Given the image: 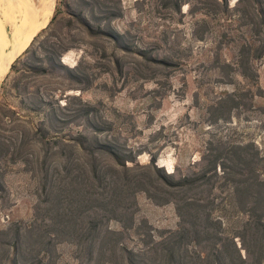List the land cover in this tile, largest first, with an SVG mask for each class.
I'll list each match as a JSON object with an SVG mask.
<instances>
[{
    "label": "trees",
    "instance_id": "trees-1",
    "mask_svg": "<svg viewBox=\"0 0 264 264\" xmlns=\"http://www.w3.org/2000/svg\"><path fill=\"white\" fill-rule=\"evenodd\" d=\"M110 1L59 0L40 31L63 12L59 33L15 58L0 85V199L12 166L30 175L34 197L29 220L0 228V264H56L64 243L73 247L77 264H264V148L236 140L237 129L228 124L245 96L264 97L254 66L264 55V0L163 1L179 17L187 5L195 39L212 37L209 68L225 70V83L235 85L238 75L245 84L203 106L206 122L217 127L207 128L199 158L172 172L157 164L146 144L130 143L125 133L136 123L118 110L113 118L101 100L81 96L96 81L88 72L92 53L84 50L73 66L61 61L80 45L70 33L78 25L102 41L98 49L110 82L101 87L110 96L130 81L159 86L168 77L163 69L189 65L186 48L167 29L145 40L130 27L114 28L121 0L115 8ZM227 49L230 58L223 57ZM125 54L133 60H124ZM75 89L78 94L68 92ZM144 152L149 161L140 163ZM140 193L155 205L173 204L176 228H158L140 217Z\"/></svg>",
    "mask_w": 264,
    "mask_h": 264
},
{
    "label": "rangeland",
    "instance_id": "rangeland-1",
    "mask_svg": "<svg viewBox=\"0 0 264 264\" xmlns=\"http://www.w3.org/2000/svg\"><path fill=\"white\" fill-rule=\"evenodd\" d=\"M70 1L80 2V0ZM140 1L137 4L135 0H121V7L119 5L118 7L122 15L112 22V26L121 31L130 27L134 33L143 35L145 40L151 39L162 28L167 29L169 33L175 34L182 42V46L186 48L182 51L188 54L185 57V60L189 62L187 67L163 69L162 72L168 77L162 79L159 86L154 81H130L122 90L110 96L109 91L101 87L103 80L110 82V78L103 72L107 59L102 57L98 49L102 41L98 37H89L78 25L71 28L70 33L80 45L64 52L61 61L68 66H73L84 54V50L92 53L89 59L95 64L88 69V72L96 77V81L91 88L81 92V96L91 102L101 100L113 118L115 116L113 110H118L125 114L123 116L125 121L136 123V130H128L125 136L129 137L131 144H146L149 151L157 154L156 162L166 172L176 169L185 170L190 162L199 158L207 130L217 127V125H208L203 106L217 96L231 91L235 85L242 87L245 84L238 75L235 85L225 83V70L209 68V52L214 44L212 37L207 38L206 36L203 41L194 38V21L187 13L186 4L181 8L184 16L179 17L163 5L164 0ZM18 2L19 0H0V30L2 32L4 28L5 30L8 28L12 18L17 14L16 4ZM116 2L118 0H111L110 5L113 6ZM57 4H60L59 0H54L50 19ZM62 8L65 7L62 5ZM64 16L65 13H60L50 28L40 32L47 26L49 19L48 23L37 33L38 35L36 34L37 37L31 44L29 52L22 54L25 48L14 59L29 56L30 51L36 49L45 37L52 32L59 33ZM62 30L67 31L65 27ZM106 46L110 52V45L106 44ZM223 55V57L230 58L231 51L224 50ZM123 59L132 61L133 56L125 54ZM254 66L258 72V85L264 89V55L255 60ZM6 74L1 79L0 85ZM120 84L121 80L117 82L118 86ZM68 92L78 94L79 90ZM9 101L18 107L17 98L12 96ZM242 102L243 106L237 111V117H233L228 124L237 129L236 140H254L259 148L263 149L264 113L261 106H264V97H254L251 100L248 94ZM130 126L128 123L127 128ZM149 158V154L144 152L138 156V161L147 163ZM5 181L6 196L5 199H0V228L10 221L29 220L34 202L31 194L32 180L29 174L21 171V167L12 166ZM137 200L140 217L146 218L150 224L158 228H176L178 217L173 204L155 205L143 193L138 194ZM111 225L116 227L114 222ZM73 250L71 245L65 243L58 245L59 257L56 264H77L72 257Z\"/></svg>",
    "mask_w": 264,
    "mask_h": 264
},
{
    "label": "bare ground",
    "instance_id": "bare-ground-1",
    "mask_svg": "<svg viewBox=\"0 0 264 264\" xmlns=\"http://www.w3.org/2000/svg\"><path fill=\"white\" fill-rule=\"evenodd\" d=\"M53 5L54 0H19L16 4L17 14L11 16L12 21L4 32L0 30V81L14 57L27 48L33 37L48 23Z\"/></svg>",
    "mask_w": 264,
    "mask_h": 264
}]
</instances>
